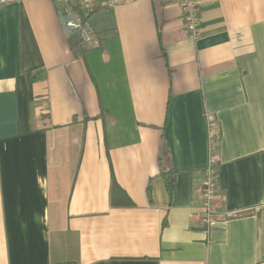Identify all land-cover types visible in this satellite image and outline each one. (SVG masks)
I'll use <instances>...</instances> for the list:
<instances>
[{"label":"crops","instance_id":"crops-1","mask_svg":"<svg viewBox=\"0 0 264 264\" xmlns=\"http://www.w3.org/2000/svg\"><path fill=\"white\" fill-rule=\"evenodd\" d=\"M196 1L197 39L172 0H122L97 46L64 3L0 5V264H264V0Z\"/></svg>","mask_w":264,"mask_h":264},{"label":"built area","instance_id":"built-area-1","mask_svg":"<svg viewBox=\"0 0 264 264\" xmlns=\"http://www.w3.org/2000/svg\"><path fill=\"white\" fill-rule=\"evenodd\" d=\"M65 4L68 15L66 22L69 33L78 35L84 43H92L97 46V37L89 22V15L97 8H110L122 2V0H74L72 5L69 0H54ZM179 6L182 13L183 26L192 39L200 35L199 6L196 0H172ZM7 0H0V5ZM208 133V157L207 163L202 170V182L198 187L199 205L198 217L204 229L214 227L220 219L227 215H221L218 211L221 196L218 193V159L215 153V143L218 137L217 121L212 114L206 115Z\"/></svg>","mask_w":264,"mask_h":264},{"label":"rangeland","instance_id":"rangeland-1","mask_svg":"<svg viewBox=\"0 0 264 264\" xmlns=\"http://www.w3.org/2000/svg\"><path fill=\"white\" fill-rule=\"evenodd\" d=\"M165 163H166V160H165L164 149L162 150L160 148L157 154V165L161 169L163 166H165Z\"/></svg>","mask_w":264,"mask_h":264},{"label":"trees","instance_id":"trees-1","mask_svg":"<svg viewBox=\"0 0 264 264\" xmlns=\"http://www.w3.org/2000/svg\"><path fill=\"white\" fill-rule=\"evenodd\" d=\"M164 54V53H163ZM166 151H164V153H165ZM218 164H217V169H218ZM170 174L171 175H169V174H167V173H165V176H164V178H165V186L167 187V189H170V184L173 182V180H174V178H173V176H174V173L171 171L170 172ZM113 182V181H112ZM113 184V183H112Z\"/></svg>","mask_w":264,"mask_h":264}]
</instances>
